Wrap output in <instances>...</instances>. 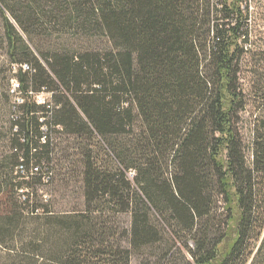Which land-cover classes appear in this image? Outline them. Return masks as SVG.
<instances>
[{"label": "trees", "instance_id": "obj_1", "mask_svg": "<svg viewBox=\"0 0 264 264\" xmlns=\"http://www.w3.org/2000/svg\"><path fill=\"white\" fill-rule=\"evenodd\" d=\"M249 20L245 0H0L23 95L0 157V247L29 210L48 220L35 241L48 264L145 252L147 264H264V63H252ZM62 36L106 46L53 43ZM61 137L60 172L77 170L86 210L53 217L26 178L57 171Z\"/></svg>", "mask_w": 264, "mask_h": 264}, {"label": "rangeland", "instance_id": "obj_2", "mask_svg": "<svg viewBox=\"0 0 264 264\" xmlns=\"http://www.w3.org/2000/svg\"><path fill=\"white\" fill-rule=\"evenodd\" d=\"M245 2L249 7V33L251 39L250 44L252 45V49L251 47L250 49L254 54L252 63L253 65L259 64L262 60L264 63V0H245ZM61 39L57 37L54 39L53 43L62 44V42L64 43L66 40L67 44L74 49L89 46L104 48L106 46V40L102 37H93L91 39L85 36H62ZM18 69L19 66L12 64L9 59L8 46L4 39V32L0 21V157L3 153L6 154L8 152V148H6V145H8V122L11 119L12 109L14 111V106H18L22 103V93H20L21 97L19 100L16 94L13 93L14 84L18 80L16 77ZM247 76L246 74V77ZM38 96L41 97L44 102L50 101L51 99V95L47 93H41ZM252 112L253 109L248 108L243 114L244 120L242 124V132L248 149V155H250L252 141ZM57 142L59 143L60 149L57 151L53 163L54 166L56 165L57 171L50 176L44 173L36 180L32 179L31 175L29 178H26L31 186L28 191L34 193V197L32 196V199L35 201L34 205H46L53 217L73 215L86 210L84 188L80 175L76 172L77 170L65 174V172L61 173V168H59L61 164H68L65 162L67 160L64 158L66 154L61 151V149L63 150L68 146L71 147L72 145L70 144L72 142L66 140L65 137L57 139ZM21 193L22 192L19 191L18 196L20 201L24 202L27 196H22ZM31 203L33 202L30 201V204ZM27 207L29 206L27 205ZM28 211L29 210H25V217L21 219L19 232L16 234L13 242H8L9 246L7 249L0 247V264H34L36 260L39 261L37 264H48L47 259L53 253L51 252V247L46 244L35 242L39 239H43L42 237H44L45 231L47 230L44 224L48 220L35 219V217H31L30 214H28ZM38 212V215H42V217L45 218L42 208L39 209ZM114 222L117 227H127L130 223V217L119 215L116 216ZM123 243V245H126L125 242ZM33 252L40 255L36 257L35 261L32 260L31 253ZM149 257L150 252H145L143 258L142 256L134 255L131 262L132 264H147L145 261L149 259Z\"/></svg>", "mask_w": 264, "mask_h": 264}, {"label": "built area", "instance_id": "obj_3", "mask_svg": "<svg viewBox=\"0 0 264 264\" xmlns=\"http://www.w3.org/2000/svg\"><path fill=\"white\" fill-rule=\"evenodd\" d=\"M26 69H28V67H26V66H24V70H26ZM20 85H19V83L18 82H16L15 84H14V87H13V93H15L16 94V96H17V99L19 100L20 99ZM37 102L39 103V104H42L44 101L42 100V98L41 97H37Z\"/></svg>", "mask_w": 264, "mask_h": 264}]
</instances>
